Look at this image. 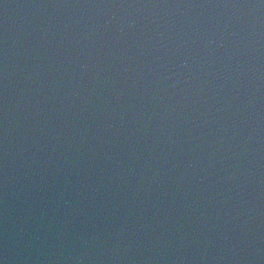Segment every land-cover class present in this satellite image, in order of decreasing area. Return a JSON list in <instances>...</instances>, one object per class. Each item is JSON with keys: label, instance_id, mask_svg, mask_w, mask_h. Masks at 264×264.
Segmentation results:
<instances>
[{"label": "water", "instance_id": "water-1", "mask_svg": "<svg viewBox=\"0 0 264 264\" xmlns=\"http://www.w3.org/2000/svg\"><path fill=\"white\" fill-rule=\"evenodd\" d=\"M0 264H264V0H0Z\"/></svg>", "mask_w": 264, "mask_h": 264}]
</instances>
